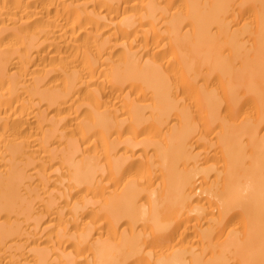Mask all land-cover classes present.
Returning a JSON list of instances; mask_svg holds the SVG:
<instances>
[{
	"label": "bare ground",
	"instance_id": "6f19581e",
	"mask_svg": "<svg viewBox=\"0 0 264 264\" xmlns=\"http://www.w3.org/2000/svg\"><path fill=\"white\" fill-rule=\"evenodd\" d=\"M0 264H264V0H0Z\"/></svg>",
	"mask_w": 264,
	"mask_h": 264
},
{
	"label": "rangeland",
	"instance_id": "374dc122",
	"mask_svg": "<svg viewBox=\"0 0 264 264\" xmlns=\"http://www.w3.org/2000/svg\"><path fill=\"white\" fill-rule=\"evenodd\" d=\"M34 106V105H33ZM34 108V107H31V109ZM155 123V122H154ZM154 123H146V124H143L141 127L142 128H146V127H150V126H153Z\"/></svg>",
	"mask_w": 264,
	"mask_h": 264
}]
</instances>
